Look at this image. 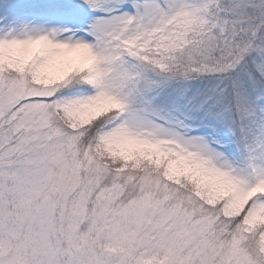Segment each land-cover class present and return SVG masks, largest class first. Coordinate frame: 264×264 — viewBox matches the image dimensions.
<instances>
[{
	"label": "snow or ice",
	"instance_id": "1",
	"mask_svg": "<svg viewBox=\"0 0 264 264\" xmlns=\"http://www.w3.org/2000/svg\"><path fill=\"white\" fill-rule=\"evenodd\" d=\"M0 264H264V0H0Z\"/></svg>",
	"mask_w": 264,
	"mask_h": 264
}]
</instances>
